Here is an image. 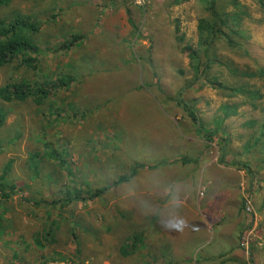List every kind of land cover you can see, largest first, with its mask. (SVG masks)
<instances>
[{"label":"rangeland","instance_id":"rangeland-1","mask_svg":"<svg viewBox=\"0 0 264 264\" xmlns=\"http://www.w3.org/2000/svg\"><path fill=\"white\" fill-rule=\"evenodd\" d=\"M173 1L0 5V21L37 24L26 37L39 48L34 69L21 56L0 69V87L23 81L51 90L40 104L0 100V176L7 170L5 183L14 186L0 200V264H206L209 253L234 247L242 262L264 264V81L257 73L264 69V0H218L236 34V47L223 42L209 71L208 81L222 89L196 82L183 51L197 48L206 1ZM239 71L256 75L239 80ZM224 87L244 90L232 95ZM179 99L204 129H218L211 143ZM224 105L236 115L222 120ZM139 164L140 179L118 184ZM212 202L224 217H207ZM222 218L229 227L219 230L214 221ZM242 218L239 241L226 240ZM183 221L189 226L169 235ZM206 223L209 241L192 246ZM138 236L142 244L123 256Z\"/></svg>","mask_w":264,"mask_h":264},{"label":"trees","instance_id":"trees-1","mask_svg":"<svg viewBox=\"0 0 264 264\" xmlns=\"http://www.w3.org/2000/svg\"><path fill=\"white\" fill-rule=\"evenodd\" d=\"M187 0H174L173 4H179ZM207 3V11L209 13V18H203L198 21L197 31H198V43L197 48L193 49L188 45H185L183 51H185L186 58L189 60V65L194 71V80L196 82L200 81L201 83H209L211 87L222 89V84H217L214 82L208 81L209 71L211 70V65L216 63L217 51L218 48H221L220 45L225 42L230 44L232 47H236L235 41L231 37L233 34L236 36L233 30H228L226 17L223 16L218 10L219 1L218 0H205ZM10 0H0V5H6ZM225 18V19H224ZM37 24L32 20L25 19H15L11 22L0 21V69L13 63L18 56H21V62L24 65H27L29 68L34 69L37 64V59L34 57L39 48L32 44L29 39L26 37L27 33L36 34L37 33ZM178 33V28L175 29ZM79 37H75V41ZM182 42V37L178 38ZM73 43L69 42L66 47L71 49ZM218 44V47L217 45ZM68 49V50H69ZM222 49V48H221ZM23 54H28L23 56ZM260 76V79L264 81V69H259L257 72ZM237 77L241 80L242 77H254L256 73L249 72H237ZM202 78V79H201ZM65 81L61 80V84ZM53 88V86H51ZM224 89L232 91V95L236 93H242L244 87L241 88H231L224 87ZM50 91L47 87H36V89H31L29 83L19 82L5 84L0 87V100L5 103H10L12 101L23 102L29 99L37 104L43 103L45 99L50 95ZM252 97L254 94L249 93ZM185 113V116L197 127V131L201 134V137L205 141L211 143L212 137H214L218 129L206 130L202 127L201 121L196 110L190 106L184 105L183 100L179 99L177 105ZM222 112L221 119H226L230 116L236 115V107L224 105L220 108ZM5 114L0 111V128L3 126L5 121ZM226 139V137L224 138ZM225 164V163H224ZM7 170L3 172L0 176V200L9 199L14 186H8L5 183V175ZM129 178L122 177L119 179V183H123ZM101 192H96L95 195L100 194ZM243 211L245 208H242ZM1 228V226H0ZM1 231V230H0ZM135 239H133L132 246H125L121 249L120 253L125 256L133 251L135 247Z\"/></svg>","mask_w":264,"mask_h":264},{"label":"crops","instance_id":"crops-1","mask_svg":"<svg viewBox=\"0 0 264 264\" xmlns=\"http://www.w3.org/2000/svg\"><path fill=\"white\" fill-rule=\"evenodd\" d=\"M142 164H139L133 171H132V173H131V178H129V179H131V180H134V181H137L138 179H140L142 176H143V173L141 172V169H143L144 167H143V165H142V167L140 168V166H141ZM225 165V164H224ZM156 171V170H155ZM154 173H156V172H154ZM148 177H149V179H152V177H153V174H152V172L148 175ZM118 184H120L119 183V181H118ZM162 196L163 195H165V194H167V193H169V190L168 189H166V190H163V191H161L159 188H157L156 189ZM185 190L183 189V187L181 188V190H180V192H179V194H178V196H179V201L178 202H180V204H178V205H181V207H183V206H185V205H187L188 204V202H189V197H188V195L186 194L185 195ZM142 195H146L147 196V199L149 198L150 199V196L149 195H147V193H145V192H142ZM145 196H143V198H144ZM170 202H173L172 200L170 201ZM207 205V208H206V210H205V212H206V215H207V217L210 219V217L212 216V215H214V214H216V213H220L221 215H223V217H224V215H225V213L222 211V209H221V207H217V206H215V204L212 202V204H210L209 206H208V204H206ZM243 207L242 206H239V211H238V213L237 214H242L244 211H243V209H242ZM196 212V211H195ZM197 213V212H196ZM235 217V216H234ZM242 217H243V214H242ZM253 217V216H252ZM243 219L244 218H242V221L240 220H238V221H236L231 227H232V230H231V232L229 233L228 231L226 232V240H228V241H235V242H238L239 241V237H240V234H241V230H240V232L238 233V230L239 229H242L245 225H244V223H243ZM207 222V221H206ZM215 223H217V224H219V226L218 227H221V228H219V230L220 229H224V228H228L229 226H228V222L226 221V219L224 218H222V219H220L219 220V222H216V221H214ZM212 223V222H211ZM179 227V226H178ZM217 226H215V227H212V230L214 229H217L218 228ZM205 230H202V232H204L205 233V236L204 237H199L198 235H194L193 237L194 238H197L198 237V239H195V240H193V242H194V244L192 245V246H194L195 244H197V243H207L209 240H207V234H208V228H209V225L206 223V225H205ZM211 228V227H210ZM217 231V230H216ZM182 232V231H181ZM176 234H178L177 233V230H176V227L175 226H173V230H171V233L169 234V235H174V236H178V235H176ZM189 234V233H188ZM184 236V233L182 234V237ZM196 236V237H195ZM135 247H134V249H133V251L136 249V247H137V244H138V242L140 243V244H142V242L140 241V237L138 236V237H136L135 238ZM225 240V241H226ZM204 248H205V246H204ZM252 249V248H251ZM237 248L236 247H234V248H232L231 250L230 249H226L225 248V251H226V253L227 254H225L224 256H218V257H212V255L209 253V255H208V258L207 257H205V262H206V264H247V263H244V262H242L241 260H240V258H239V254L237 253ZM239 251V250H238ZM218 260H220L221 259V261H219V262H214V261H217V259ZM199 261V259H195V260H193V264L194 263H196V262H198ZM250 263V262H249ZM248 263V264H249ZM256 264V262H253V264ZM250 264H252V263H250Z\"/></svg>","mask_w":264,"mask_h":264},{"label":"clouds","instance_id":"clouds-1","mask_svg":"<svg viewBox=\"0 0 264 264\" xmlns=\"http://www.w3.org/2000/svg\"><path fill=\"white\" fill-rule=\"evenodd\" d=\"M189 225L187 224V222L186 221H183L182 223H181V225L179 226V227H177L176 228V230L177 231H183V229L185 228V227H188Z\"/></svg>","mask_w":264,"mask_h":264},{"label":"built area","instance_id":"built-area-1","mask_svg":"<svg viewBox=\"0 0 264 264\" xmlns=\"http://www.w3.org/2000/svg\"><path fill=\"white\" fill-rule=\"evenodd\" d=\"M249 204H250L249 202H246V205H249ZM249 211H250V208L247 206L246 212L248 213ZM241 245H243V243Z\"/></svg>","mask_w":264,"mask_h":264}]
</instances>
